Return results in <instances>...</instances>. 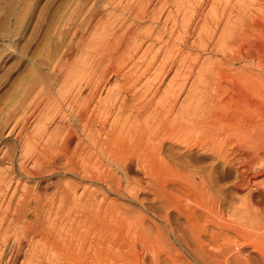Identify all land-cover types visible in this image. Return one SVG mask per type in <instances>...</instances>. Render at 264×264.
<instances>
[{
  "label": "rangeland",
  "instance_id": "rangeland-1",
  "mask_svg": "<svg viewBox=\"0 0 264 264\" xmlns=\"http://www.w3.org/2000/svg\"><path fill=\"white\" fill-rule=\"evenodd\" d=\"M255 1L257 2V0H0V221L4 215L1 208L4 207L6 210L7 202L15 194L17 186L19 192L15 199H23L27 188L33 191L41 190L40 192L50 195L64 189L75 195L77 200L78 198L81 200V206L80 202L78 206L84 209L83 212L86 213L90 207L89 209L94 208L97 213L100 211V215L106 213V216L102 215L103 219H100L99 215L97 223L106 226L107 229H113L112 235L115 232L117 240L114 238L113 241L104 242L103 252H107L108 249L110 251L111 248V251L118 250L116 246L118 240L127 239L126 245L124 244L120 250L123 255H117L114 264H126L127 260H131V264H156L154 260L157 255L163 258L160 260L162 264H232L235 254H225L227 256L224 255L223 260H206L200 254H193L185 241H182L180 233L184 232L186 238L190 235V229L183 226H186L185 216L193 208V202L185 199L183 204L186 207H180L178 202L180 191H177V187L183 182L181 178L184 180L183 184L188 185V177H192L189 175L206 174L212 179L209 193L211 196H217L218 205L220 204L218 210L230 219L232 209L242 207L243 199L249 192L239 190L240 176L235 165L230 164L231 157L228 156L236 153L238 145L242 148L245 146V149L249 147L252 152L261 149L260 145L264 147V142H260V138H263L261 135L264 134V4L262 5L264 2ZM249 5L250 7L253 5L251 9L262 6L259 16L252 17V20L245 19L239 14ZM211 8L213 9L210 10ZM92 35H95L96 40L100 39V46L95 47L93 41L91 44L93 46L90 45L89 48L86 46L87 50L81 51L77 44L80 43L83 47L85 43L81 42L90 38L92 41ZM75 65L78 70L82 67L87 70L80 75H77V71L72 72L69 80L75 82L74 85H68L70 87L67 89L74 90L75 93L82 87L84 93L79 98L86 96L87 99L96 101L93 102L92 109L100 99L103 100L100 104L113 100L110 104L126 102L124 107L133 104L137 108V111L134 110L130 115L131 111L126 109L127 107L125 111L123 108L119 110L120 104L116 105L117 109L111 107L110 111L98 106L97 113H94V124L106 131L101 135L102 139L107 140L114 130L120 133L119 130L124 129L123 131L132 134L136 127L143 125L144 129L145 126L146 128L150 126L153 133L147 128L146 139L154 140L155 153H158L156 155L166 161V164L159 165L161 168L153 167L154 165L150 167L149 162L131 153H127L128 157L123 159L125 163L118 164L111 159L109 151L104 156L107 153L106 147L99 149V146H96L91 148L90 152H94L90 154L94 159L96 157L99 159L80 164L79 173L68 170L69 167H74L66 165V160L59 161L57 166L44 168L31 176L18 172L20 163H26L28 167L31 165L30 168L37 166L34 161L18 158L24 150V137L34 133L42 118L51 122L50 130H58L68 123L66 121L73 120L75 113L70 118L68 110L66 112L68 118L66 115V118H63L65 121L59 124V112L54 109L45 110L44 104L46 98L50 97L47 93L51 95L59 89V68L66 70ZM99 81L101 85L98 84ZM94 85H97L98 89L95 87L92 89ZM92 90H97L94 92L96 96L92 94ZM114 93L118 96L121 94L120 98L117 96L119 99H116ZM42 97L45 99L40 102ZM141 99L144 100L143 106ZM138 104H141V109ZM189 114L193 115L192 117L198 116L200 120L206 117H210L209 119L223 117L233 125L230 128L235 126L233 131L230 129L232 133H228L229 137L226 135L232 138L231 141L226 137L222 139V150L228 157L224 159L226 161H219L209 153L207 139L210 133H203L205 127L201 122H193L195 126L192 127L194 125L192 121L185 119L190 116ZM22 115L27 116L24 124L20 118ZM196 117L193 119H197ZM127 119H130L129 122L133 120L130 122L132 124H129ZM182 119L190 122L192 124L190 128L193 130L188 129L189 124L186 126L187 122ZM178 122H183L186 130ZM255 125L258 127L257 134ZM260 125L263 126L261 132ZM174 126L180 128L179 133ZM78 128L80 134L84 132H82L84 126ZM180 139L184 140L183 144L180 143ZM130 147L134 149L133 146ZM261 150L263 151L255 169L264 171V148ZM13 153L14 165L11 161ZM12 168L16 169L15 174H11ZM162 168L165 169L164 172ZM152 171L155 172L154 175ZM93 172L97 174L96 177L92 176ZM97 172H100L99 175ZM178 172L180 175H177ZM183 172L188 176V182H185L184 177L177 180L176 177L183 176ZM13 176L15 179L12 180ZM252 191L258 192V189L254 186ZM261 198L256 196L253 200L261 201ZM181 208L186 211L185 214L183 211L180 212ZM79 214L77 212V218L81 217V212ZM6 217L9 219L11 216L9 214ZM83 224L86 225V222ZM55 227L54 224L50 225L49 230H57L56 224ZM80 228L85 232L87 227ZM210 231L219 232L213 227ZM228 231L223 236L219 234V245L229 244L226 241L234 233ZM34 238H31V241L34 239L32 243L37 242L36 245L40 247L45 244V241L41 240V234ZM249 238H246L247 242L244 238H239L238 245L232 246L233 252L241 251L242 255L237 256L239 259L253 261L252 264L261 262L264 264V238L256 234ZM39 239L43 244L38 242ZM56 242L63 243L62 239ZM54 243L55 241L52 245L44 246L53 254ZM27 245L14 264H26L25 251L29 248ZM8 247L0 244V264H9L8 260H11V245ZM50 255L48 253L37 256L34 263L49 264ZM128 262L130 264V261Z\"/></svg>",
  "mask_w": 264,
  "mask_h": 264
},
{
  "label": "bare ground",
  "instance_id": "bare-ground-1",
  "mask_svg": "<svg viewBox=\"0 0 264 264\" xmlns=\"http://www.w3.org/2000/svg\"><path fill=\"white\" fill-rule=\"evenodd\" d=\"M258 2L259 1L257 0L256 3H258ZM261 2H264V1L262 0ZM214 3H216V2H213V4ZM259 4H261V3H259ZM263 4L264 3H262V5ZM253 5H254V3H253ZM214 6H216V5H214ZM251 7L249 5L248 7H245L243 11L239 10V12L241 11V13H239V14L242 17H244L245 19L251 18V20H252V17L253 18L258 17L260 10L262 9V6H261V8L259 7L258 9H257L258 6L256 7V9H254V8L251 9ZM263 7H264V5H263ZM212 9L213 8H211L210 10H212ZM216 13H219V11H216ZM220 14H222V13H220ZM210 17H211V15H210ZM255 20H253V21H255ZM246 21H248V20H246ZM246 21H244V23H247ZM257 22L258 21L256 20V23ZM92 25H94V24H92ZM92 39H93L92 41H90L91 38H90V40L88 39V40L82 41L81 43H85V45H83V47L80 46V43H78L77 44L78 48L81 51L85 52L87 50L86 46H88V48H89V46L92 43H94L93 41H95V47L96 46L99 47L100 42H101L100 39L97 38V40H96L95 35L93 36ZM102 40H104V39H102ZM91 46H93V45H91ZM123 49H124V47H123ZM81 65H83V64H81ZM75 66L74 67L71 66V67L67 68L66 70H62V67L59 68V70H60L59 71V81H60L59 84L60 85H59V89L56 90V92H54L55 94L53 93L54 95L51 94L52 95L51 96L50 94H48L46 92L47 96L48 95L50 96L49 98H46V96H45L46 94L44 95V92H43V95L47 99L46 103L45 104L43 103L44 108H45V110L46 109H51V110L54 109V110L59 112V114L57 113L59 124L63 123L65 121L64 119L66 118V115H67L66 112H68V110L70 111L69 112L70 118L75 113L74 118H72L73 120L72 121H69V120L66 121L68 123H66V125H64V127L62 126L58 130H50L49 125L51 122L49 123V120H48V122L45 121L44 120L45 118H42L44 116H41L42 119H41V121H39L40 125L39 124H38V126L36 125L37 127L35 128L34 133L28 134L29 136L24 137L25 138L24 150L18 158V159H25L26 161H28V160L34 161L33 163L34 164L36 163L37 166L35 168H30L31 165H30V167H28L26 165V163H20L18 165L19 166L18 172L19 173L23 172L25 175L31 176L33 174L38 173L39 171H42L44 168L57 166V163L59 161L66 160L67 161V162L65 161L67 163V164L65 163L66 165H68V166L71 165L74 167V168L69 167L68 170L69 169L75 170V171H77V173H79L80 164L85 163V161H87L89 163V162H92L93 160L95 161V160L99 159L98 157H96L94 159V157H92L90 154V153L94 152V151L90 152L92 150L91 148L96 147V146H99V149H100V147L101 148L103 147V149H104V147H106V149H105L106 152L109 151L111 154V159L118 164L125 163V161L123 159L128 157L127 153H131L132 155L136 156L137 158L141 157L143 160L150 163V167L153 165H154L153 167H155V166H159V165L163 166L164 164H166V161H164L162 158H159L156 155L158 153H155L156 146L153 143L154 140H152L150 138L149 139L151 141L149 139H146V135L148 132V131H146L147 128L149 129V131L150 130L152 131V129H150L152 127H150V126H148L146 128V126L144 125L145 126L144 129H143V125H142V127L141 126L140 127L135 126L137 129H135V132L134 133L132 132V134L127 133V131H123L124 129H121V127H120L121 131L118 129L120 133H118L116 130H114V132L116 131L117 134H116V132L115 133L111 132L109 134L107 140L105 138L102 139L101 135L106 131L98 128L94 124V116H95L94 113H97L96 108L98 106L100 108L104 107V110L110 111L111 107L115 108L117 104H120L119 110L121 108H123V110L125 111V108L127 107L126 109L131 111L130 115L134 110L137 111V108L133 104H131L130 106L124 107L123 105H125L126 102H124L125 104H121V102L120 103L115 102L116 104H110L111 103L110 101H113V100L105 101L104 103L100 104V102L103 101V100L101 101V99H100V100H98L99 103L97 102L95 104L96 107L94 109H92V105L94 102V101H92L93 99L92 100L87 99L86 96H85V98H82V97L79 98V96H82L84 93V89L82 87H80V88L77 87L78 89L75 93H74V90L67 89L68 87H70L68 85H74V82H75V81L73 82V80L72 81L69 80V76H71L72 72L77 71V75H80L87 70L85 67L84 68L82 67V69L78 70L77 65H75ZM90 68H88V69L90 70ZM89 73L91 74V72H89ZM84 75H85V73H84ZM80 81H81V79H80ZM98 84H100V81ZM79 86H80V84H79ZM94 87L96 89H98L97 85H94L92 89H94ZM224 88H225V86H224ZM94 92H97V90L96 91L94 90L92 94H95ZM40 95H42V94H40ZM114 95H116L115 96L116 99L118 97L120 98V96H121V94H119V96H118L117 93L116 94L114 93ZM95 96H96V94H95ZM43 97H42V100H40V102L45 99V98L43 99ZM92 97H94V95ZM123 97H125V96H123ZM133 97H135V96H133ZM110 99H112V98L110 97ZM123 99H125V98H123ZM120 100H122V99H120ZM142 101H144V100L141 99V102ZM145 103H148V102H145ZM38 104L39 103L37 101V105ZM143 104L144 103L142 102V106H143ZM161 104H162V102H161ZM192 104L193 103H191V105ZM138 105L140 108L141 104H138ZM146 107H147V104H146ZM189 107H190V105H189ZM139 108H138V110L141 109V108L140 109ZM160 108H159V110H160ZM115 109H117V107ZM143 110H144V108H143ZM190 110H191V108H190ZM144 111H147V110H144ZM143 112H142V114H143ZM24 113H26V112H24ZM24 113H22V114H24ZM135 113L136 112H134V114ZM139 114H140V112H139ZM142 114L139 116L141 117ZM29 115H28V117H29ZM136 115H137V113H136ZM68 116L69 115H67V118H68ZM192 116L191 115L187 116L185 119H187V121L191 120L192 121L191 123H193V122L203 123L204 127H205V132H203V133L204 134L210 133V134H208L209 135L208 139L205 138V139H207V146H209V148H207L210 151L209 153L214 155V158H216L219 161L224 160L227 156H226V152H224L222 150V146H221V144L223 142L222 139L224 140L226 135L228 136V133L229 134L232 133L230 131V129L233 131L235 126H234V128H230L233 125H231V123H229L230 121L227 122L223 117H221V118L215 117L213 119H209L210 117L209 118L206 117V118H202L200 120V118H197L198 116L197 117L194 116L197 119H193L194 117H192ZM217 116H219V115H217ZM202 117H203V115H202ZM20 118H21L22 123L23 122L25 123L27 120V116H24V115H22ZM20 118H19V120H20ZM211 118H212V116H211ZM129 120L127 122L129 124H132L130 122H132L133 120H131L130 122H129ZM182 120H184V119H182ZM51 121H53V120L51 119ZM143 121H144V119H143ZM184 121L187 122L186 120H184ZM231 122H233V121H231ZM138 123H140V122H138ZM138 123H136V124L138 125ZM178 123H180V126L182 124V126L185 128V126L183 125L184 124L183 122H178ZM191 123L190 122H187V124L185 123L186 126H188V124H189L188 129H191L192 127L195 126L194 123H193L194 125H192ZM235 123H236V121H235ZM260 123L262 124V122H260ZM263 123H264V120H263ZM59 124H57V125H59ZM80 124H82L81 126H84V128L82 130V132L83 131L84 132L81 134L79 133V128H78V127H81V126H79ZM133 124H134V122H133ZM190 124L192 125L191 128H190V126H191ZM126 125H127V123H126ZM22 126H24V125H22ZM132 127H134V126H132ZM174 127H172V128H174ZM256 127L257 126L255 125V130H256ZM262 127L263 126L260 127V132L262 130L261 129ZM24 128L26 129V127H24ZM186 128H185V130H186ZM115 129H116V127H115ZM161 129H159V130H161ZM165 129H167V128H165ZM257 129H258V127H257ZM127 130L129 131V129H127ZM182 130H183V128H182ZM191 130H193V129H191ZM191 130H188V131L190 132ZM133 131H134V129H133ZM172 131H173V129L171 130V132ZM176 131L179 133L180 128H176ZM257 131L258 130H256V134L258 133ZM263 131H264V127H263ZM160 132H162V131H160ZM177 132H175L176 135L178 134ZM152 133H153V131H152ZM181 133L183 134L182 131H181ZM166 134H168V132ZM186 134H187V131H186ZM19 135H21V134L19 133ZM179 136H181V135L179 134ZM187 136L189 137V134ZM231 136H233V135L231 134ZM261 136H263V138H260V142L263 143L264 142V134H262ZM147 137H148V135H147ZM150 137H151V134H150ZM228 137H226L227 140L231 141L232 138H228ZM183 139L182 140L180 139L181 140L180 143H182V141H184ZM256 139L257 138H255V140ZM189 140L190 139L188 138L187 141H189ZM258 140H259V138H258ZM243 141H244V143H246L247 139H246V141L245 140H243ZM205 142H206V140H205ZM251 142H253V141H251ZM257 143H258V141H257ZM130 145L133 146L134 149H131ZM187 145H188V143H187ZM227 145H229V144H227ZM260 147H261V149L264 148L261 145H260ZM88 148H90L89 151L87 150L89 153L86 151V149H88ZM243 148H242V146L238 145V147L236 149V153H234L233 156L230 155L231 154L230 153L229 154L230 156H228V157H231L230 158L231 160L229 161L230 164L235 165L236 172L240 176V178L238 177V179H240V181H241V185L239 184L240 185L239 190H241V192H244L245 190H249L246 198L243 199V206L242 207H236V208L232 209L233 212L230 215L231 219L229 217H228L229 218L228 219L226 217L227 216L226 214H225L226 215L225 216L218 210V206H220V204L218 205V200H217L218 198H216L217 196L216 197L211 196V194L209 193L210 188H211V183H212L211 182L212 179L210 177H207L206 174H204V173H202V175H200V176L189 175L192 177H188L186 174H184V172H183V174L186 177L183 174H181L183 176L176 177L177 180L181 177H184V179L186 178L185 182L189 178L188 179L189 182L187 181L188 185H187V183H185L187 186L185 184H183L184 180H182L183 178H181V182L182 181L183 182H182V184H179V186L177 187V191L178 192L180 191L179 192L180 195H178L179 206L180 207H184V206L186 207V205L183 204L185 199L190 200V202H193L192 203L193 208H191V211H188L189 212V213L187 212L188 215L185 216L186 217V226H183L185 228L190 229L189 230L190 231L189 238H186L184 236V234H183L184 232L180 233L181 234L180 236H182V241L184 240L185 241L184 243H186V245H188L189 250L195 255L200 254L201 257H203V259H206V260H210V259L223 260L224 259L223 257L227 256L228 253H230V254L236 255L234 262L232 261V264H252L253 261L239 259L237 256H239V254L242 255L241 251H239L238 253H237V251H236V253L233 252L232 246L238 245L237 242L239 241V238H244L246 241L247 240L246 238H249V236L255 235V234L260 235L262 238H264V226L260 225V224H262V225L264 224L263 223V221H264V179H261L264 177V171L255 169V165L257 164V160H259V158L261 157L260 155H261L263 150H261L259 148L260 150L258 149L256 151L252 152L251 148H250V150L248 149L249 147H247V149H245V148L243 149ZM253 148H254V146H253ZM254 150H255V148H254ZM100 151L102 152V150H100ZM106 154H108V152L105 153L104 156H106ZM14 157H15L14 153H13L12 159H11V155L9 156L13 165H14ZM228 157H227V159H228ZM112 160H110V161H112ZM224 161H226V160H224ZM167 164H168V162H167ZM162 166H159V167L161 168ZM10 171H11V174L12 173L15 174L17 172L16 169H14V168H12V170H10ZM162 171L164 172L165 169H163ZM167 172H168V170H167ZM180 172H178L177 175H180L179 174ZM97 173L99 175L100 172H97ZM206 173H207V171H206ZM154 174H155V172L152 171V175H154ZM175 174H176V172H175ZM96 175L97 174H94V172L92 173V176L96 177ZM177 175H175V176H177ZM11 179L13 180V179H15V177L13 176V177H11ZM178 183H179V181H178ZM236 186H238V185L236 184ZM236 186H234V187L236 188ZM254 186H255V189H258V192L252 191V188H254ZM60 190L61 191H59L58 193H55V194L53 193L52 195H50V194L40 192L41 190L40 191L39 190L33 191L31 188H27L24 192L25 197L23 199H20V198L15 199V196L19 192L18 186H17L15 189V194L7 202V206L5 207L6 210L3 209L4 205L2 206L3 208H1V211L4 215L1 217V221H0V244L3 246H7V247H8V245H11L10 249L12 250L11 251L12 255L10 256L11 260L10 259L8 260L9 264H14V262L18 259V257L23 253L22 249L27 244H29V245H27V248L28 247L29 248L26 251L23 250V251H25V257H26L25 262H26V264H35L36 260H37V259L35 260V257H37V256L40 257V256H43V255L48 254V253L51 254L50 255L51 256V263H49V264H114L116 257H118L117 255H121V254L123 255V252L120 250L122 249L123 246L126 245L125 241L127 242V239L126 240L125 239L118 240V244L116 245V246H118V250L111 251L112 250V248H111L110 251L108 249L107 252H103L102 251V248H103L102 244L104 242L110 241V240L113 241L115 239L117 240V238H116L117 236L115 235V232L112 235L113 229L112 230H110L109 228L107 229L106 226H103V225L101 226L97 223V219L99 218L100 211H99V213H97L94 208H93L94 210L89 209L90 207L87 208L88 207V204H87V206H86L87 212L86 213L83 212L84 209H82V207L81 208L79 207V206H81V200L79 201V198L77 200V198H75L76 196L73 195L71 192H67L64 189H60ZM34 194H35V196L32 198V196ZM256 196L257 197L261 196L262 197L261 201L255 202L254 198H256ZM78 202H80L79 206H78ZM185 204H187V202ZM221 206H222L221 210H223V205H221ZM188 208L190 210V207H188ZM188 208H186V210ZM182 211H183V209L181 208L180 212L182 213ZM77 212H78V214H79V212H81V217L79 216L80 214L78 215L80 218L79 217L77 218ZM84 213H85V215H83ZM185 213H186V211L184 212V214ZM9 214L11 217L9 219H7L6 215H9ZM75 214H76V216H75ZM102 215L106 216V213L102 214ZM102 215H100L101 216L100 219H103ZM85 222H86V225L83 224ZM53 224H54V227L56 224L57 230L55 229L56 228L55 227L54 228L55 230L51 231V230H49V226L50 225L53 226ZM81 226L87 227V228H85V232L83 230H81V228H80ZM211 227H213V229L214 228L218 229L219 232L210 231ZM50 228L52 229L53 227H50ZM225 230L226 231L229 230L230 232H233L234 234L232 237L230 236L231 238L227 239L226 242H228L229 244L223 243L222 245H219L220 244L219 243L220 242L219 241V239H220L219 234H221L222 236H223V234H227V232ZM223 232H225V233H223ZM110 233H111V235H110ZM251 233H253V234H251ZM39 234H41V240L43 242L45 241V244L42 245V247H40V245H36L37 242L32 243V241L37 238V237L36 238H34V237L39 235ZM58 237H60L62 239L63 243L56 242L57 240H61V239H57ZM31 238H34V239H32V241H31ZM38 238H40V237H38ZM249 240H250V238H249ZM42 241H40V239L38 240V242H40V243ZM53 241H55V243H54L55 249H53L54 254L49 252L48 247H44L47 244L52 245ZM12 242H13V244H10ZM43 242H42V244H43ZM225 254H227V255H225ZM263 257H264V253H263ZM263 257L261 259H263ZM162 259L163 258H161L160 255H157L155 257L154 261L156 264H162V262L160 261ZM34 261H35V263H34ZM128 261H130V264H131V260H127V262ZM227 261H228V259L226 260V262ZM127 262H126V264H129V262L128 263ZM262 263L263 262H261V264Z\"/></svg>",
  "mask_w": 264,
  "mask_h": 264
}]
</instances>
